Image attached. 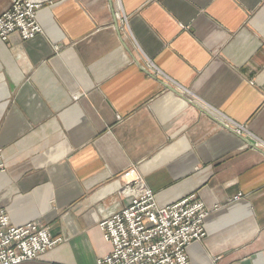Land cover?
<instances>
[{"label":"crops","instance_id":"1","mask_svg":"<svg viewBox=\"0 0 264 264\" xmlns=\"http://www.w3.org/2000/svg\"><path fill=\"white\" fill-rule=\"evenodd\" d=\"M39 1L42 33L0 40V209L63 241L24 264L109 255L129 170L203 203L189 264H264V0Z\"/></svg>","mask_w":264,"mask_h":264},{"label":"built area","instance_id":"2","mask_svg":"<svg viewBox=\"0 0 264 264\" xmlns=\"http://www.w3.org/2000/svg\"><path fill=\"white\" fill-rule=\"evenodd\" d=\"M39 7L36 0H8L0 16V39L6 41L16 33L30 40L41 34L35 14ZM121 195L129 200L128 206L98 225L104 240L112 244V252L97 264H189L188 245L206 235L203 203L192 196L158 207L153 192L134 171L122 185ZM60 242L61 238H53L39 224L11 225L0 211V264L29 262Z\"/></svg>","mask_w":264,"mask_h":264},{"label":"rangeland","instance_id":"3","mask_svg":"<svg viewBox=\"0 0 264 264\" xmlns=\"http://www.w3.org/2000/svg\"><path fill=\"white\" fill-rule=\"evenodd\" d=\"M36 1H37L38 3H40L41 6L43 5V4H42L43 2H41V1H39V0H36ZM40 8H41V7H39V8L37 9V11H38ZM37 11H36V12H37ZM3 13H4V12H3ZM3 13H2V14H3ZM2 14H1V15H2ZM35 14H36V13H35ZM1 15H0V16H1ZM121 22H124V18L121 19ZM0 40H1V39H0ZM1 41H2V40H1ZM6 41H7V40H6ZM6 41H3V42H6ZM145 62H146V61H145ZM147 63H148V66L150 67V69L152 70V72L156 74L157 72L154 70V68H153V66L151 65V63H149V62H147ZM0 164H1V166H2V167H0V172H3V171H4V166H3V164H2L1 158H0ZM129 173L131 174V173H133V171H132V170H129V171H127V172H125V173H123V174L121 175V177H120V182H121L120 184H121V187H122V185L124 184V182L128 179V174H129ZM143 181H144V180H143ZM144 183H145V182H144ZM121 187H120V189H119V191H118L120 195H121ZM121 196H122V195H121ZM190 197H192V196H190ZM188 198H189V197H188ZM123 199H126V200H127V197H124V196H123ZM185 199H186V198H185ZM239 199H240V198H239ZM234 200H235V199H234ZM237 200H238V199H237ZM128 204H129V200H128ZM128 204H127L124 208H126V207L128 206ZM124 208H122L121 210H123ZM121 210H119V211H117V212H120ZM0 211H3L4 214L6 215V212H5L3 209H0ZM117 212L112 213V214H111L110 216H108L107 218H110L113 214H115V213H117ZM6 217H7V215H6ZM7 218H8V217H7ZM100 222H101V221H100ZM100 222H99V223H100ZM98 225H99V224H98ZM40 226H41V225H40ZM41 227L45 228L44 226H41ZM47 231H48V230H47ZM48 233H49V232H48ZM205 233H206V232H205ZM102 235H103V233H102ZM52 237H53V236H52ZM53 238H57V237H53ZM58 238H60V237H58ZM62 241H63V240H62V238H61V242H62ZM105 241H106V240H105ZM199 241H200V240H199ZM61 242H60V243H61ZM107 242H108V241H107ZM195 242H196V241H195ZM60 243H58V244H60ZM109 243H110V242H109ZM58 244H57V245H58ZM110 244H111V243H110ZM190 244H191V243H190ZM190 244H189V245H190ZM111 245H112V244H111ZM189 245H188V246H189ZM39 256H40V255H39ZM39 256H38V257H39ZM36 258H37V257H36ZM36 258H35V259H36ZM187 258H188V257H187ZM33 260H34V259H33ZM33 260H31V261H33ZM188 261H189V260H188ZM29 262H30V261H29ZM24 263H26V262H23V263H21V264H24Z\"/></svg>","mask_w":264,"mask_h":264}]
</instances>
